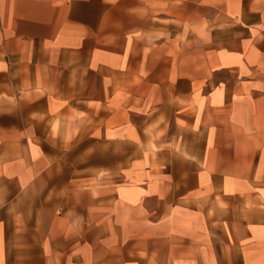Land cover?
Wrapping results in <instances>:
<instances>
[{
	"label": "crops",
	"instance_id": "0c3cea01",
	"mask_svg": "<svg viewBox=\"0 0 264 264\" xmlns=\"http://www.w3.org/2000/svg\"><path fill=\"white\" fill-rule=\"evenodd\" d=\"M0 264H264V0H0Z\"/></svg>",
	"mask_w": 264,
	"mask_h": 264
},
{
	"label": "rangeland",
	"instance_id": "374dc122",
	"mask_svg": "<svg viewBox=\"0 0 264 264\" xmlns=\"http://www.w3.org/2000/svg\"><path fill=\"white\" fill-rule=\"evenodd\" d=\"M97 164L98 165H103L105 163V160L108 161L109 158H104V157H97ZM126 160V161H125ZM138 158L136 157H128V158H120V157H113L112 158V163L114 166H120L121 162L122 163H128V164H136ZM101 175V173H98V177Z\"/></svg>",
	"mask_w": 264,
	"mask_h": 264
}]
</instances>
